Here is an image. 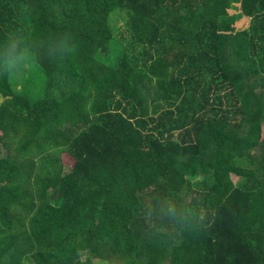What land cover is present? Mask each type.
Listing matches in <instances>:
<instances>
[{"label": "trees", "instance_id": "16d2710c", "mask_svg": "<svg viewBox=\"0 0 264 264\" xmlns=\"http://www.w3.org/2000/svg\"><path fill=\"white\" fill-rule=\"evenodd\" d=\"M66 32L41 96L0 73V264H264V0H0V42Z\"/></svg>", "mask_w": 264, "mask_h": 264}, {"label": "clouds", "instance_id": "9594fccd", "mask_svg": "<svg viewBox=\"0 0 264 264\" xmlns=\"http://www.w3.org/2000/svg\"><path fill=\"white\" fill-rule=\"evenodd\" d=\"M46 55L53 60L72 59L79 55V44L71 33H61L50 41H39L30 35L12 34L0 42V73L13 74L38 57ZM185 202L162 199L158 207L148 205L143 210L147 224L156 227L157 222L177 233L198 234L215 222V215H209L207 209L197 211ZM214 213V210H213Z\"/></svg>", "mask_w": 264, "mask_h": 264}, {"label": "rangeland", "instance_id": "374dc122", "mask_svg": "<svg viewBox=\"0 0 264 264\" xmlns=\"http://www.w3.org/2000/svg\"><path fill=\"white\" fill-rule=\"evenodd\" d=\"M123 20L124 15L119 13H116L111 17V25L113 27L114 36L116 39L123 42L124 45L129 39V34ZM8 75L9 81L12 85L20 86V88H23V91L27 92L29 95L35 97L42 95L43 76L35 63H29L17 72ZM233 179L235 182L238 181L236 177H233Z\"/></svg>", "mask_w": 264, "mask_h": 264}]
</instances>
